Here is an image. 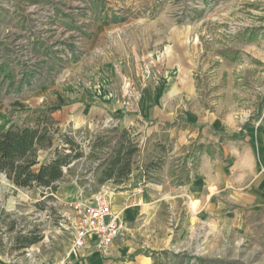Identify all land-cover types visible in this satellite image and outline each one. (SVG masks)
I'll return each instance as SVG.
<instances>
[{"label":"rangeland","instance_id":"rangeland-1","mask_svg":"<svg viewBox=\"0 0 264 264\" xmlns=\"http://www.w3.org/2000/svg\"><path fill=\"white\" fill-rule=\"evenodd\" d=\"M116 4L0 0V128L21 122L39 106L70 105L58 114L64 119L62 132L83 152L70 165L71 171L64 168L57 191L47 189V195L20 188L0 174V264H63L71 233L60 228V213L80 199L82 190L81 199L87 202L99 188L96 182L88 185L86 171L93 170L92 153L99 137L112 138L118 132L115 128L127 130L140 149L137 164L143 176L136 181L162 185L161 192L168 195L171 188L187 186L205 156L235 164L231 151L235 146L242 147L241 158L246 148L255 147L251 161L258 164L256 177L264 173V0H153L150 13L132 10L133 4L123 9ZM142 4L149 5L150 0ZM150 20L158 22V29H153V43L139 52L140 57L116 51L117 39L132 29L105 34L112 23ZM168 36L189 47L195 93L187 90V79L166 70ZM140 37L123 43L128 48L137 39L142 46ZM156 95L163 97L155 102L151 97ZM106 101L123 103L125 109H113L109 117L98 109L89 114V106ZM155 103L167 107L168 113L156 115ZM216 105L222 108L218 139L204 136L200 127L199 134L180 143L178 134L187 128L184 121L197 129L199 115L213 113ZM80 112L89 116L86 123L67 122ZM124 114H139L148 123L140 132L135 125L121 128L117 119ZM195 116L198 119H191ZM241 132L242 137L233 136ZM59 138L64 142L65 135ZM148 161L160 165L143 170ZM190 194L182 191L163 199L160 219L148 222L144 230L146 225L138 218V230H143L138 238L148 244L146 254L155 257V264H264L263 196L260 202H229L218 192L203 201ZM33 230L42 239L16 249V235Z\"/></svg>","mask_w":264,"mask_h":264},{"label":"crops","instance_id":"crops-1","mask_svg":"<svg viewBox=\"0 0 264 264\" xmlns=\"http://www.w3.org/2000/svg\"><path fill=\"white\" fill-rule=\"evenodd\" d=\"M112 2L117 3L116 8L123 9L131 6L133 4L132 10H141L147 11L150 13L154 10L153 0H150L149 5H144V0H111ZM132 29V31L138 30L140 33L133 34L132 31L126 33L122 38L119 37L117 39V52L119 54H135L136 56L141 55L139 52H143L150 43H153V29H158V22L157 21H127L121 23H112L110 24L105 34L111 35V32L116 30L127 31ZM118 36H121L118 35ZM142 38V42L145 44L138 45L137 39L130 42V46L124 45L123 40L127 38ZM159 41V38H156V42ZM135 43V44H134ZM125 47V48H123ZM166 48V57H165V66L166 70L170 73L176 74L177 78L187 79L184 83H186V88L190 93H195V80L192 76L191 71H189L188 67H190V50L188 51L189 47H186L183 44H177L173 36L167 37V42L165 44ZM140 57V56H139ZM189 64H188V63ZM181 64L184 66L181 67ZM194 68V66H193ZM167 84V83H166ZM163 90V87L161 88ZM155 95V94H154ZM163 95L151 97L152 100L157 102L158 99H162ZM95 102V100H94ZM93 102V104H94ZM153 103L152 101H150ZM74 106H78L77 103L71 104ZM71 108L70 105L64 106L62 109ZM59 109L55 112V117L58 120H64L63 118L60 119L58 117L59 112L62 110ZM88 109L92 110L89 114H93V110H103L107 113L108 117L111 115L110 111L113 109H119L123 111L125 109V105L121 103L114 104L112 101L101 102L100 104H94L89 106ZM152 109L155 111L156 115L165 116L168 113L167 107H159L158 105H154ZM215 111L213 113L206 110L204 114L195 116L191 119H198V126L197 129H192L191 126L188 124V121H184L187 125V128L181 130L178 134L179 142L184 143L191 139V136H195L196 133L199 134V128L202 127V134L204 136H209L214 140L218 139V112L221 110L218 105L214 107ZM79 110V107L76 109ZM113 113V112H112ZM75 119H67L68 121H81L82 124L86 123L90 119L89 116H84L81 112L80 114H73ZM84 117V118H83ZM107 119V118H106ZM230 119V117H228ZM121 126V128H129L130 126L135 125L136 127H140L138 132H140L143 126V123H148V118L145 117V120H141V115H128L124 114V117L121 119H117ZM147 120V121H146ZM189 120V119H188ZM61 121V122H62ZM60 122V123H61ZM11 124V123H10ZM9 125V124H8ZM7 125V126H8ZM5 126V127H7ZM2 129V128H0ZM192 129V130H191ZM169 130V129H167ZM181 139V140H180ZM241 146L238 148L235 146L231 151L233 156L235 155L236 163L234 164L231 160L224 161L222 159H215L212 160L209 157H204L203 163L199 172L192 177L191 181L187 184V186H183L184 189L174 190L173 188L170 189V195L167 193L161 192L162 185L154 184V183H147L143 185L142 189L136 191L138 185L140 183L135 181L133 178L131 182L133 183V187L131 188L128 185L124 187L120 186L117 189L115 201H114V209L116 211H121V217L123 222V228L121 231V235L114 241L110 254L107 256L102 255L98 250H96L93 246H89L85 252V255L81 257H67V252L63 259V264H155L156 259L155 257L149 256L146 254V246L148 245L143 240L140 241L138 238V234L143 232L147 226L157 219H160L162 215L160 210L162 207L163 199L167 200V196L171 198H175L179 196L182 191H190V196L193 199L204 200L206 196L214 197L213 194L218 192V195L223 197L225 200L229 202L235 201H263L264 198V173H258L259 175L256 177V168L258 164L251 161V155L255 151V147L252 150H247V148L243 151L242 155H245L244 158L238 157V152L241 150ZM262 165V162H260ZM167 168H165V171ZM131 182H129L131 184ZM128 183V184H129ZM246 184V185H245ZM160 187V190H159ZM135 192L134 199L137 201L136 204L131 205L129 207L124 208L123 204L126 201L127 194H131ZM263 196V198H262ZM174 200V199H173ZM171 217V216H170ZM141 223L146 225L142 231H139V219ZM149 222V224H148ZM129 230L131 233L123 232L124 230Z\"/></svg>","mask_w":264,"mask_h":264},{"label":"trees","instance_id":"trees-1","mask_svg":"<svg viewBox=\"0 0 264 264\" xmlns=\"http://www.w3.org/2000/svg\"><path fill=\"white\" fill-rule=\"evenodd\" d=\"M62 107V103L36 107L21 122H12L0 129V174L9 182L47 195V189L57 191L58 182L65 176L64 168L71 171L70 165L83 156L72 137L62 132L60 120L54 115ZM115 131L118 132L112 138L100 136L92 153L95 159H101L93 170L97 187L105 182L124 187L132 178L136 181L143 176L137 164L140 154L137 142L131 140L127 130L115 128ZM63 134L65 140L61 142L59 136ZM239 135L242 137L244 133L233 134L235 138ZM106 148L110 151L105 152ZM159 165V162L148 161L143 164V170L157 169ZM91 169L86 172H92ZM36 232L16 235V249L39 242L42 236Z\"/></svg>","mask_w":264,"mask_h":264},{"label":"built area","instance_id":"built-area-1","mask_svg":"<svg viewBox=\"0 0 264 264\" xmlns=\"http://www.w3.org/2000/svg\"><path fill=\"white\" fill-rule=\"evenodd\" d=\"M101 159L93 163V170ZM93 170L88 175L89 183L96 182ZM149 182H140L136 191H140L143 185ZM131 188L130 183L127 184ZM120 186L112 182H105L94 191L87 202L83 201L84 191L82 190L76 201L71 202V208L60 213L59 226L71 233V241L67 251V257H81L85 255L89 246H93L102 255L110 254L114 241L121 235L123 222L121 211L114 209V201L117 189ZM135 192L127 194L123 207L136 204Z\"/></svg>","mask_w":264,"mask_h":264},{"label":"bare ground","instance_id":"bare-ground-1","mask_svg":"<svg viewBox=\"0 0 264 264\" xmlns=\"http://www.w3.org/2000/svg\"><path fill=\"white\" fill-rule=\"evenodd\" d=\"M199 204V201H195L194 202V206L197 207V205Z\"/></svg>","mask_w":264,"mask_h":264}]
</instances>
